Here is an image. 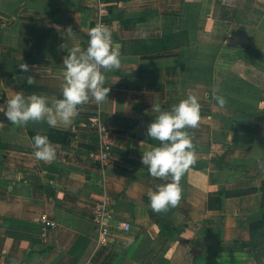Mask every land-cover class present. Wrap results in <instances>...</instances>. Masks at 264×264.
Returning <instances> with one entry per match:
<instances>
[{"label":"crops","instance_id":"1","mask_svg":"<svg viewBox=\"0 0 264 264\" xmlns=\"http://www.w3.org/2000/svg\"><path fill=\"white\" fill-rule=\"evenodd\" d=\"M102 7L121 52L119 69H101L108 100L78 105L69 126H16L0 113V264H78L89 252L86 264H264V99L242 108L230 97L249 101L251 92L233 94L220 83L236 77L220 66L225 50L237 51L236 61L248 47L264 53V0H0V106L17 91L49 104L61 98L64 57L74 46L86 49ZM163 38L180 46L158 49ZM192 61L212 66L189 71ZM250 81L249 90L264 95ZM189 95L201 104L198 127L187 129L195 162L181 178L177 206L156 212L148 190L171 178L151 176L141 161L160 143L147 136L152 104L171 109ZM98 121L111 143L106 170L94 161ZM37 133L57 146L55 159L32 154ZM103 199L112 214L100 244L93 208ZM42 215L55 227L44 229Z\"/></svg>","mask_w":264,"mask_h":264},{"label":"clouds","instance_id":"2","mask_svg":"<svg viewBox=\"0 0 264 264\" xmlns=\"http://www.w3.org/2000/svg\"><path fill=\"white\" fill-rule=\"evenodd\" d=\"M66 33L69 36L74 34L70 27ZM88 37L86 49L82 51L79 46H74L64 57L61 98L49 104L45 95L33 93L26 97L17 91L6 100L5 105L0 106V113L16 126L42 120L50 126L58 122L69 126L79 114L78 105L88 103L90 99L97 104L108 100L110 87L105 86L106 76L101 69H119L120 45L114 41L111 28L102 22L88 30ZM20 68L28 71L27 64H21ZM26 80L29 85L35 82L31 76ZM211 95L220 107L226 105V98L219 94L218 88H214ZM152 112L156 115L147 127V136L160 143L149 145L142 152L141 161L151 176L171 178L170 182L157 185L156 190L149 189L147 193L150 207L161 212L177 206L182 198L181 178L195 162L194 144L187 129L198 127L201 104L195 95H189L172 105L171 109H162L160 103H154ZM33 146L35 151L32 154L37 159H55L57 146L50 142L47 135L37 133L33 137Z\"/></svg>","mask_w":264,"mask_h":264},{"label":"rangeland","instance_id":"3","mask_svg":"<svg viewBox=\"0 0 264 264\" xmlns=\"http://www.w3.org/2000/svg\"><path fill=\"white\" fill-rule=\"evenodd\" d=\"M260 44V43H259ZM259 44L257 43V45L259 46ZM256 49V48H254ZM257 50L261 51L260 49L257 48ZM207 51V50H206ZM250 52L247 51L245 53L244 56L246 57V59H239V60H231L230 58L232 56H240L238 55L237 51H230V50H225V54H226V59L220 61V66H222L223 68H231L233 73L235 74L236 77H233L232 79L227 76L224 75L221 77L222 81L221 83V87L222 89L225 87H229L230 85L232 86L231 88L236 91V93L233 92V94H237L240 95V93L244 94V92H247L246 94L248 95V92L250 93L249 101H245V99L243 98H238L237 96H233L230 97L229 95H226L229 99L232 98L233 103L237 104V105H242L241 107L244 108V105L249 104L250 100L252 102H261L262 99H264V95L261 94L258 91L254 90H249L248 85L244 82V78H248V80H252L254 85L257 82H261L264 80V59H255L254 57H252L250 54ZM263 53V52H261ZM208 56L210 57L211 55L209 53H207ZM252 57V58H251ZM255 62V64H251V62ZM212 65H209V63H204L203 66L200 62L198 61H192L188 64V69L189 71H202V72H209L211 69ZM228 89V88H227ZM222 95L224 94L223 92H220ZM224 96V95H223Z\"/></svg>","mask_w":264,"mask_h":264},{"label":"built area","instance_id":"4","mask_svg":"<svg viewBox=\"0 0 264 264\" xmlns=\"http://www.w3.org/2000/svg\"><path fill=\"white\" fill-rule=\"evenodd\" d=\"M104 23L110 27L109 13L105 8H100L98 18L94 21L93 26L97 23ZM92 26V27H93ZM100 129L99 141L100 151L94 156V161L101 170H106L111 157V143L108 138L107 129L103 125L97 122ZM112 214V207L110 201L103 199L99 200L93 208V223L97 232L99 233L100 244H105L110 235V217ZM40 223L44 226V229H50L55 227V223L51 221L46 215H42L39 219ZM128 225L121 223L120 228L128 229Z\"/></svg>","mask_w":264,"mask_h":264},{"label":"trees","instance_id":"5","mask_svg":"<svg viewBox=\"0 0 264 264\" xmlns=\"http://www.w3.org/2000/svg\"><path fill=\"white\" fill-rule=\"evenodd\" d=\"M183 39H185V36H183ZM166 40L167 39H164V38L161 39L158 49H167V48L170 49V48H173V47H176V46H180V43L176 44V42L173 39H170L169 42L168 41L166 42ZM247 51H249L250 52L249 54L252 57H254L255 59H257V60L258 59L259 60L260 59H264V53H261V51H259L257 49H254L252 47H248L245 52H247ZM256 84L260 85V87L264 89V80L259 82V83H256ZM31 89H33V88L30 87V86H27L26 89H25L26 94L29 93L31 91ZM260 191H262L264 193V181L262 182V186L260 188ZM223 195L226 196V197L229 196V194L224 193V192H220L219 193L220 198H222ZM218 203H219L218 204L219 209H222V199H220ZM210 207H211V203H210ZM262 209L264 210V203L262 205ZM256 235H263V234L262 233H258ZM89 254H90V252H89ZM89 254L86 257L82 258L81 261L78 264H86Z\"/></svg>","mask_w":264,"mask_h":264}]
</instances>
